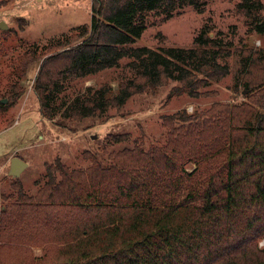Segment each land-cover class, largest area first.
I'll use <instances>...</instances> for the list:
<instances>
[{"label":"trees","instance_id":"obj_1","mask_svg":"<svg viewBox=\"0 0 264 264\" xmlns=\"http://www.w3.org/2000/svg\"><path fill=\"white\" fill-rule=\"evenodd\" d=\"M206 3L91 0L89 23L72 27L45 50L19 55L17 79L5 96L17 99L19 79L40 61L34 91L42 113L53 118L52 95L66 81L124 57L130 75L116 91L87 86L58 104L56 120L101 117L169 80L177 85L168 97L205 95L202 87L230 71L220 57L231 52L232 42L221 30L210 35L212 26L203 25L189 47L133 44L147 28L149 12L168 19L185 7L202 12ZM235 10L248 30L264 38L262 0H238ZM7 47L1 42L0 52ZM237 49L242 67L233 90L246 89L245 101L216 102L193 113L179 109L164 117L170 129L162 145L144 149L137 140L109 152L108 162L93 156L89 166L70 169L56 158L33 195L20 191L0 207V264H264V55ZM2 102L0 97V111L9 104ZM23 229L39 232L37 240L20 239ZM35 242L45 246L37 261L26 246Z\"/></svg>","mask_w":264,"mask_h":264},{"label":"rangeland","instance_id":"obj_2","mask_svg":"<svg viewBox=\"0 0 264 264\" xmlns=\"http://www.w3.org/2000/svg\"><path fill=\"white\" fill-rule=\"evenodd\" d=\"M237 2L207 0L202 12L185 7L180 14L168 19H163L162 14L149 12L147 28L133 44L189 47L203 25L212 26L210 35L221 30L223 36L232 42L231 52L220 57L221 62L228 63L230 71L223 78L202 87L201 90L208 92L205 95L192 97L183 92L168 97L169 91L177 85L169 80L155 90L134 94L121 107L108 108L101 117L58 121V104L69 102L87 86L109 85L111 91H116L119 81L130 75L125 65L128 58L120 59L119 64L111 68L66 81L62 90L52 95L53 118L42 113L39 97L34 91L40 61H34L27 67L18 81L22 89L20 95L9 101L5 94L17 79L14 67L19 55L29 49L45 50L53 40L70 34L72 27L89 23L91 0H0V21L7 25L5 32L0 33V43L8 46L4 53L0 52V97L1 101L5 99L3 104L9 103L0 111V207L15 201L20 191L33 195L47 179V166L56 158L70 169L89 166L93 156L108 162L109 152L131 147L137 140L142 141L144 149L162 145L170 129L163 123L164 117L179 109L185 108L187 113H193L216 102L245 101L246 89L237 93L233 90L237 72L242 67L237 48L250 47L264 55V38L247 29L244 17L235 10ZM174 123L178 125V122ZM112 134L125 137L115 141L110 139ZM13 156L27 162L18 177L8 174ZM194 166L192 162L186 169L191 171ZM184 194L186 190L180 196ZM20 233V239L37 240L39 232L23 229ZM259 245H264V237L259 240ZM26 246L36 261L45 252V246L39 242Z\"/></svg>","mask_w":264,"mask_h":264},{"label":"water","instance_id":"obj_3","mask_svg":"<svg viewBox=\"0 0 264 264\" xmlns=\"http://www.w3.org/2000/svg\"><path fill=\"white\" fill-rule=\"evenodd\" d=\"M6 28H7L6 23L3 20L0 21V29H6ZM3 101H5V99H3ZM26 166H27V162L25 160L21 159L18 156H13L10 159L8 174L13 177H18Z\"/></svg>","mask_w":264,"mask_h":264}]
</instances>
